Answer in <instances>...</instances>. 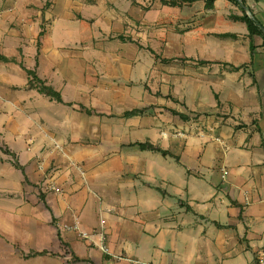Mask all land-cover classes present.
Instances as JSON below:
<instances>
[{
    "label": "crops",
    "instance_id": "obj_1",
    "mask_svg": "<svg viewBox=\"0 0 264 264\" xmlns=\"http://www.w3.org/2000/svg\"><path fill=\"white\" fill-rule=\"evenodd\" d=\"M1 8L0 57L8 61L0 84L10 94L0 97L31 127L26 149H10L37 192L0 194V206H10L1 235L19 242L0 264H257L264 0L159 11L135 0H0ZM244 15L261 28L252 41L237 20ZM12 19L24 38L5 25ZM21 48L24 69L14 53ZM25 70L71 106L31 88ZM11 120L16 132L21 124ZM47 184L59 192H43ZM41 251L48 255L24 258Z\"/></svg>",
    "mask_w": 264,
    "mask_h": 264
},
{
    "label": "rangeland",
    "instance_id": "obj_2",
    "mask_svg": "<svg viewBox=\"0 0 264 264\" xmlns=\"http://www.w3.org/2000/svg\"><path fill=\"white\" fill-rule=\"evenodd\" d=\"M135 1H138L140 6H142L143 8L145 7L144 8L145 10L150 9V10L159 11L163 6L159 0H135ZM240 2L242 3V1ZM48 6L49 4L46 6L44 4V7L47 8ZM0 10H2V8ZM5 25L6 26L8 25L10 29L16 31L17 36H19L20 38H24L23 31L18 28L15 20L12 19L11 24H9V22L6 21ZM132 31L138 33L139 31H142V29H139V26L137 27L132 26ZM134 38H137V36L134 35ZM21 45L22 47L25 46L23 42L21 43ZM20 50L21 52H18V50H15L14 52L17 61L16 65H19L24 69L25 62L23 61L22 48ZM12 53H13V49H12ZM9 91L10 90L8 87L2 86L0 84V95L10 94ZM11 118L16 121H19L21 124L16 127L17 128L16 132H13L11 128L12 127ZM30 129L31 127L27 123L26 115H24V113L20 111L18 108L13 107L11 100H9V102H3V100L0 97V147L2 149V151H0V194H7L8 197L12 195L15 196L20 194H26L27 195L26 197L29 196L33 197V195H35L37 192V190H34L35 187H33V183L31 182L32 179L29 176L30 173L15 168V163L19 164V161L15 155L17 153L13 152L10 149V147L14 148L17 146L26 149L25 146L27 145V137H28L27 133L28 130L30 131ZM42 191L48 192L43 188ZM39 193H38V197H39ZM27 201L29 203L31 202L29 198L27 199ZM8 213H10V206L1 205L0 216L4 217ZM3 221L4 220L1 219L0 225L3 223ZM14 223L16 224L14 225L16 227V233L17 231H20L21 233V230H23V228L19 227V223H20L19 219H15ZM0 227H2V225ZM1 233H3L2 230H0V261H3L2 258L4 257L5 254H7V256L9 257V261L11 262V257L12 256L15 257L14 248L17 247L19 248V242L18 241L11 242L10 240H7L1 235ZM16 233L14 234L15 237L19 236V234ZM9 242L11 243V245L9 244ZM8 247L12 249H8ZM7 260L8 259L5 258V263L7 262Z\"/></svg>",
    "mask_w": 264,
    "mask_h": 264
},
{
    "label": "trees",
    "instance_id": "obj_3",
    "mask_svg": "<svg viewBox=\"0 0 264 264\" xmlns=\"http://www.w3.org/2000/svg\"><path fill=\"white\" fill-rule=\"evenodd\" d=\"M159 1L163 6L179 7V8L193 4L197 1H204L206 9H213V5L217 0H159ZM227 1L233 2L235 4L240 3L242 5V3L240 2L242 0H227ZM237 20H240L245 23L247 30H248V38L250 41H252L254 36L259 35L261 33V28L259 26V23L257 22L256 19H254V17H248L247 15H244L243 17H240ZM222 37H231V35H223ZM253 48L254 47L252 46L250 48L251 54L253 52ZM149 51L152 53L151 50ZM7 61L8 59L4 57H0V62H7ZM25 71H26L27 76L30 78L29 83H30L31 88H35L39 92V94L45 96L46 98H48L49 100L53 102L71 106L70 104H67L63 101L59 93H57L51 87L46 86L42 81H40L34 72L29 71V70H25ZM140 113L141 111L135 110V111L126 113L125 116L137 115ZM132 147L140 152H145V151L156 152V153L161 154L164 157L169 155V153L162 151L159 148H156L148 143H136L132 145ZM0 151H2L1 147H0ZM15 168L19 170L22 169L18 163H15ZM161 193H163V195L165 194L163 191H161ZM186 210L188 211V209ZM46 255H48V253L45 251L31 252L25 255L24 258L29 259V258H33L37 256H46Z\"/></svg>",
    "mask_w": 264,
    "mask_h": 264
},
{
    "label": "built area",
    "instance_id": "obj_4",
    "mask_svg": "<svg viewBox=\"0 0 264 264\" xmlns=\"http://www.w3.org/2000/svg\"><path fill=\"white\" fill-rule=\"evenodd\" d=\"M224 146H226V145L224 144ZM43 189L44 190H47V191L54 192V193H58L59 192L58 189H57V187L55 185H53V184H47L45 187H43ZM101 226H102L101 232L98 234V236L100 238V241L103 243L104 240H105V236H104V232H103V230L105 228L104 222H102ZM72 228L80 234V238L81 239H88L89 238V235L86 232L82 231L81 228H80V226L77 223H75L72 226ZM100 248H101V251L103 253H109L108 252V249L104 245H102ZM132 263L133 264H152V263H143V262H140V261H134ZM257 264H264V250L260 254V257L258 259Z\"/></svg>",
    "mask_w": 264,
    "mask_h": 264
}]
</instances>
